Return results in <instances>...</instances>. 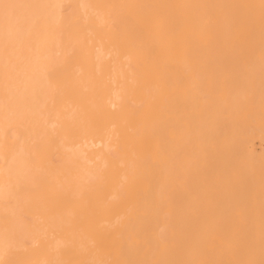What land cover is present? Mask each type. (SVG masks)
Here are the masks:
<instances>
[{"label":"bare ground","instance_id":"1","mask_svg":"<svg viewBox=\"0 0 264 264\" xmlns=\"http://www.w3.org/2000/svg\"><path fill=\"white\" fill-rule=\"evenodd\" d=\"M11 2L73 8L0 48V260L258 264L261 0Z\"/></svg>","mask_w":264,"mask_h":264},{"label":"snow or ice","instance_id":"2","mask_svg":"<svg viewBox=\"0 0 264 264\" xmlns=\"http://www.w3.org/2000/svg\"><path fill=\"white\" fill-rule=\"evenodd\" d=\"M83 7V6H81ZM111 8V5L96 6ZM73 5L70 4H44V3H19L11 0H0V48L3 51V81L5 90L9 88L14 75L18 74L20 53L25 46V25L28 30L38 28L46 23L47 15L44 10H57L61 14L72 15ZM261 8L264 10V0H261ZM108 22L114 25L110 13ZM264 119V116H262ZM239 177V174H237ZM19 187V186H18ZM0 264H20L17 261L0 260ZM76 264H95V262H76ZM235 264H257L254 260L238 261ZM258 264H264V236H262V259Z\"/></svg>","mask_w":264,"mask_h":264},{"label":"rangeland","instance_id":"3","mask_svg":"<svg viewBox=\"0 0 264 264\" xmlns=\"http://www.w3.org/2000/svg\"><path fill=\"white\" fill-rule=\"evenodd\" d=\"M231 64V66H236V65H240L241 66V64H233V63H230ZM230 64H229V66H230ZM224 65H226V64H224ZM244 64H242V66H243ZM251 65H253V66H257L256 64L254 65V64H247V65H244V66H251ZM259 65V64H258ZM261 65V64H260ZM227 66V65H226ZM262 66H264V64L262 65ZM262 74H264V73H262ZM255 146H251V148H254Z\"/></svg>","mask_w":264,"mask_h":264}]
</instances>
